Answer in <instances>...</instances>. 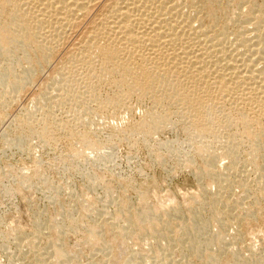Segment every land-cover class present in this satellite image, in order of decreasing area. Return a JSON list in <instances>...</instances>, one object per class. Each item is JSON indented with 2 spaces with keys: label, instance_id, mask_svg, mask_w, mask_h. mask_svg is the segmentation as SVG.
I'll return each instance as SVG.
<instances>
[{
  "label": "rangeland",
  "instance_id": "rangeland-1",
  "mask_svg": "<svg viewBox=\"0 0 264 264\" xmlns=\"http://www.w3.org/2000/svg\"><path fill=\"white\" fill-rule=\"evenodd\" d=\"M112 1L94 0L90 6L92 8L89 9L92 13L88 11L86 18L69 27L61 26L59 32L57 31L58 39L53 38L57 41L51 40L53 44L55 43L56 49L50 57L38 60L39 64L33 60L30 65L20 60L22 69L19 63L15 71L20 73L26 68L28 71L26 69L24 71L30 75L27 78L29 83L26 82L24 85V88L27 85L25 89L22 88L18 92L6 89V92L3 91L6 94L0 89V264H212L208 256L213 258V264H264V190L257 186V180H261V184L258 185L264 188V177L262 179L257 177L260 176V172L253 173L257 164L264 163V151L261 148L255 150L251 148L260 142L254 141L253 134L249 135L241 131L242 129L234 127L235 129L229 130L214 129L216 137L202 136L201 141L206 142L207 139V150H210L209 153L215 160L214 171L219 170L229 175L230 180H227L229 185L227 184L225 190L220 189V192L219 187L213 185L210 173L207 174L205 171L197 176L199 175L197 171L199 172L203 166V152L198 150L195 143L199 129L182 114L183 110L179 111L184 105L174 102L173 106L167 105L170 124L167 121L162 127L156 128L149 113L158 111L161 106L156 104L158 97L151 99L150 93L137 98L129 94L131 98L125 99L127 104L117 106L116 109L110 108L112 113L110 109L99 108L98 104L113 98L121 90L103 77L94 87L95 98L87 102L91 111L86 114L87 112L80 106L85 95V82H82L85 79L82 75L74 76L79 81L63 80L62 84L58 81L59 83L56 82L58 86L55 85L53 76L59 66L67 57L78 55L77 47L85 42L90 21H94L102 13L101 10L104 11ZM215 1L213 0L218 21L223 19L225 30L232 32L239 28L238 30L243 33V30H240L242 25L235 29L229 21L232 17L246 19L253 11L252 3H261L260 8L264 7L261 0H245L246 3L244 0ZM198 2H201V5ZM194 3L195 6L200 5H197L196 10L199 21L201 19L203 27L207 28L205 30L210 32L213 26L204 14V8H201L203 0H194ZM29 5L32 7L31 3ZM32 8L34 11V7ZM244 8L248 9V12L241 14L239 18L236 14ZM46 27L42 26L41 31L52 29ZM213 31L215 30L209 33L211 36ZM229 37L235 42L234 35ZM31 53L36 54L34 50ZM17 55L21 57L20 52H17ZM123 61L125 62V59H121L120 63H124ZM81 76L84 80H81ZM61 87L63 89L65 87L66 90ZM44 90L51 91L49 98L51 103L49 100L44 103L47 107L43 109L45 112L39 110L36 104H30L31 99ZM57 97H60V100ZM153 99L157 101L154 102ZM225 102H228L227 99ZM74 106L76 109L80 106L77 115ZM23 107L27 108V111L31 110L27 117L20 114L25 113ZM228 107L225 106L226 112L231 108L228 110ZM216 110L215 115L220 117L223 109ZM43 113L48 117V125H51L49 131L52 130L48 134V139L44 140L36 134L21 137L20 135L27 130L19 129L21 125L27 123L25 120L29 117L28 121L31 123L37 121L33 126L37 130ZM66 115L71 116L70 119ZM66 120L67 123H76L73 129L76 127L78 133L88 130L94 146L86 148L87 146H82L78 133L72 135L64 131L65 128L60 124ZM245 135H249L250 138ZM237 140H244V143L234 144L238 147L234 159L236 166H233L237 169L233 172L231 157L226 151L230 148L229 145ZM248 150H252L255 155ZM197 151H201L199 153L202 154L199 155ZM248 153L254 156L250 157ZM249 178L253 179L252 182ZM247 182L252 184L248 191L245 188L250 186ZM221 185H226V181H222ZM141 194L147 195L144 197L146 201ZM159 202L162 205L157 206ZM216 203L220 204L216 207ZM143 206L147 209L149 218L136 223L137 213L143 211L141 208ZM145 208L144 212L147 213ZM215 208H219L220 212H228L225 220H220V217H223L222 213L215 218L212 212ZM193 212L196 217L202 215L207 221L204 232L199 233L201 241L206 240V236L215 237L216 240L203 244L196 252L191 250L187 241L188 231L191 232L192 229L186 228L197 220ZM92 228L96 231L97 239L90 241L85 237L93 231ZM57 248L62 251V256L55 254L58 250L55 252L54 249ZM113 253L118 254L117 259L109 263Z\"/></svg>",
  "mask_w": 264,
  "mask_h": 264
},
{
  "label": "bare ground",
  "instance_id": "bare-ground-1",
  "mask_svg": "<svg viewBox=\"0 0 264 264\" xmlns=\"http://www.w3.org/2000/svg\"><path fill=\"white\" fill-rule=\"evenodd\" d=\"M261 1L264 6V0ZM93 2L94 0H0V61H2L0 62L2 63L0 64L1 91L3 92L6 89H10L12 90V92L15 91L18 92L19 90H22V88H24V85L27 82V78L30 77V75L29 76L27 75L26 71H28V69L26 68H25L26 71H24L25 69H23V71H21L20 73L16 72L17 70L15 71L16 66L20 63V60H23L25 63H29L28 65H30L32 64L33 60L35 63H37L38 60H43L46 59L47 57H50V55L56 49L54 48L55 43L53 44L52 41L54 42L57 41L55 39H58L56 37H58V32L61 26L64 25L69 27L73 23L76 24L78 21L80 20L82 21V19H84V17L86 18V16L88 15V11L90 8H92L90 6H92ZM201 2L198 3L200 4ZM214 2L216 1L214 0ZM214 2L213 0H203V5L201 6V8H204L205 10L204 14H206V16L209 18L207 19L210 20L209 23L213 26V29L215 30L213 31L214 33H212L213 35L211 36L209 33L213 29L210 28L211 29L210 32L208 30H205L206 27L205 28L203 27L202 20L200 19L199 21L198 18L199 14L196 11L198 9L197 5L199 4L195 6L194 0H182V1L181 0H113L110 4L108 3L109 5L104 9V11H102L103 9L101 10L102 13L99 14V16L96 18L97 21H95L96 19H94V21L93 20L90 21L89 23L90 29L88 31V34H86L87 35L86 40L84 43H82L80 47H77L79 48V52H77L78 55L77 54L76 56L71 55V57L69 56V58L68 57L66 58V60L59 66V68L55 72L56 74L55 76H53L55 81L54 80L53 81L55 85L56 82L59 81L61 83L63 80H67V81L69 80L71 82L72 79L73 80L76 79L74 78V76L76 77V75L78 74L82 75L85 79V81H82L83 83L85 82V90H84L85 95L83 97L84 102L80 106L84 108L83 111L85 110L87 112V113L85 112L86 114H89L88 112L91 111L89 110L90 108L88 107L87 102L89 100H92L91 98H95L94 93L96 92L94 87H96L97 82L103 77L106 80L107 79L110 80L115 86L118 87L117 89L121 90V92L119 94H115V96L113 98H109V100L105 99L107 101H105L104 103L98 104L99 108L116 109L115 107L117 106H122L124 104H127L125 99L131 98L132 94L135 95L137 98V96L141 97L142 95H147L146 93H150L152 95L150 96L151 99L152 97L154 99L158 97L159 99L158 101L154 99L153 100L154 102L157 101L156 104L159 107L161 106L158 111L157 110L154 112L150 111L151 113H149L154 122L153 126L156 128L162 127L168 121V113L170 112H168L169 109L167 108L168 107L167 105L170 104L172 105L173 104L172 102L177 104L179 103L180 105H184L183 107L179 105V107L182 108L179 109L178 107L179 111L183 110L182 111L183 113L182 112L180 113H182L183 115H185V117H187V119L192 121L194 125L197 127L196 129H199V134H198L199 136H196L195 143L198 146V150H201L203 152L202 154L199 153L201 151L199 152L197 151L199 155L202 154L203 166L201 165L202 169L199 172L197 171V173H199V175L197 176L202 175L206 171L207 174L210 173L211 181L213 182V185L216 184L219 187V190L220 189L225 190V187L228 184L227 180H230L229 175L225 172L222 171L220 172L219 170L214 171L215 166L213 165L215 160L213 156L209 153L210 150L209 151L207 150L208 148L207 139L206 142H202L201 138L202 136H204V138L210 136L216 137L217 134H215L216 131H214V129L216 130V129L227 128L229 130L234 127H237L242 129L241 131H245L247 134L249 133L253 134L255 142L260 141L252 145L253 147L250 145L253 150H255L256 148H261L264 151V95H263L264 54L261 52L262 48H264V7L260 8V6L262 5L261 3L260 4L252 3L253 11H251V14L248 15V17L244 16L246 17V19L240 18V15L241 14L243 15L245 12H248L247 11L249 9L248 6H247L248 8L247 10H245L246 8H244L240 10V12H238L239 14L236 12L237 13L236 15H239V18L242 20L238 19V17L235 18L236 17L235 15H233L235 17H232L231 19L229 18L230 20L228 19L233 24V26H235V29L236 27L242 25L241 27L243 29L242 28L240 29L243 30L242 33L241 31L238 30L239 28L236 29V31L234 32L225 30L224 27L225 21L222 22L223 19L222 21L221 20L218 21L217 18L218 15L216 16V11H215L216 8ZM244 2L243 4L246 3ZM30 3L32 4V7H34L35 12L33 11V8L29 5ZM31 9L32 11H30ZM201 10L203 11V9ZM201 10L200 12L202 13ZM90 15L88 16L89 18H91ZM196 22L198 23L196 24ZM42 26L43 27L47 26L48 28H52V29L51 30L43 29V31H41ZM64 29L66 30V27ZM65 33L64 35H66ZM230 35L235 36L234 37L235 42H232L233 40L230 39L229 37ZM54 37L55 39H53ZM32 50H34L36 54L35 53L32 54L31 53ZM17 52L21 53V57L20 56L18 57ZM121 59L122 60L125 59V62L123 61L124 63H120ZM39 62L37 64H39ZM21 66L22 64L20 63V68ZM117 75L119 76L116 77ZM83 77L81 78V80L83 79ZM76 81H79V79L78 80L76 79ZM27 83H29V79ZM67 85L69 86L70 84ZM58 90H60V88ZM158 92L160 93V96H158ZM53 93L55 92L53 91ZM64 93L67 94L66 91ZM129 94H131L130 97L128 96ZM65 96L62 97V99L65 98ZM49 98H51V91L48 92V90L47 91L44 90L39 92L37 95H35L31 99L30 104L32 103L33 105L36 104L37 108L42 111L44 108L47 109L44 103L47 100H49ZM71 98H73V96ZM225 99H227L228 102H225ZM75 104L76 103H74V105ZM77 105H79V103ZM226 105L231 107L230 110L228 107L229 110L228 112H226L225 110ZM29 106L31 107L32 105ZM80 106H78V108ZM23 108L25 113L22 114L21 112L20 114L23 117L25 115L27 117V115H29L30 113L29 111L31 110L29 109L27 111V108L25 107ZM217 108L223 109L220 117L215 115ZM77 109L75 107L76 115L78 113ZM94 115H96V113ZM41 116L42 118L40 119V122L38 121L39 126L37 130L34 129L33 127L37 121L36 122L32 121L35 122L33 124L30 121H28L30 120L28 117V120H25L27 121V123L21 125L19 128V129H27V130L23 132V134L20 136L22 137V136H26V134L27 135L36 134L37 136H39L44 140L48 139L47 138L48 134L50 133V131H52V130L49 131L51 125L50 126L48 125L47 122L48 117L45 116V113H43ZM83 116L85 117L86 115ZM69 117L68 119H70ZM15 119L16 118H13V120ZM35 120H36V116H35ZM67 120L65 122L63 121V123L60 124V126L62 125L63 128H65L64 131L66 130V132H69L72 135L78 133L75 129L76 127L73 129V126L76 123H71V122L67 123ZM218 132L219 131H217V133ZM78 134H79L78 136H80V139L83 143L82 146L83 145L87 146L86 148L88 147L92 148L94 146L92 142L93 138L91 139V135L88 130L82 131ZM237 134L239 133H236V135ZM209 139L210 138H208V140ZM227 139L226 141L229 140ZM209 141L212 142V140ZM243 141L237 140L234 143L233 142L231 143L230 141L231 144L230 145L228 144L230 148H228L226 154L229 155V157H231V165H232L231 169H234L233 172H236L237 169L234 168L233 166L235 165L234 159L236 154V147H238V146H234V144L236 143L239 144L242 143ZM223 143L224 142H222V145ZM250 151L252 150H248V152ZM72 153L74 154V152ZM251 154H249L250 157L255 155L254 152H253L254 155L251 156ZM262 157L263 155H261V158ZM247 158L249 159V157ZM255 168L256 171L253 173L260 172V176L257 177L262 179V177H264V173L262 172L264 171V163L257 164ZM222 181H226V185H221ZM257 181H258L257 186H259L264 190L262 185H258L259 183L261 184L260 182L261 180H257ZM249 185L250 186L245 187L246 191H248L249 188L252 187V184ZM146 194L148 193L146 192ZM146 194L145 196L143 195L142 198L146 197L147 196ZM220 195L223 196L221 193ZM246 197H248V194ZM142 198L140 196L141 201ZM144 199L146 201V198ZM214 200L215 199H213V201ZM217 204L218 203H216V207ZM158 205H162V203L159 202L157 206ZM227 206L228 204L224 207L227 208ZM141 208L143 211L137 213V220H136L137 222L134 219L136 223H139L141 222V220L144 221L147 218H149L147 209L144 206ZM143 208L146 209L147 213L144 212ZM220 211L221 210H219V208H215V210L212 212L215 218H217L218 215L221 216L220 213H222L223 217H220V220H222L224 219V217H226V213L228 212L227 211L220 212ZM194 215L192 216L194 217ZM196 218L197 220L195 221V223L191 222L192 224H190L189 222L190 225H187V227L185 226L186 228L192 229L191 231L192 233L188 231V235L187 234L186 235L191 250L195 252L196 250H199L201 248L200 246H202L203 244H207L208 242L215 240V237L208 238L206 236V240L201 241L199 237V233H201L207 227V221L202 217V215L201 216L198 215ZM128 221L130 222L129 218ZM149 224H147V226L151 227L149 226ZM60 228L61 227H59V229ZM85 239L90 241L92 239H97L96 231L94 229L93 231H90L89 234L85 237ZM208 246H210V244ZM54 250L55 252L58 250L55 254L57 255L59 254V256L63 255L61 253L62 251L59 250L58 248ZM115 253L111 255V262L108 261L109 263L115 262L114 259L115 260L117 259L118 254ZM208 259L210 263L212 262L213 264L212 261L213 258L208 256ZM208 259L206 258V261ZM169 263H171V261Z\"/></svg>",
  "mask_w": 264,
  "mask_h": 264
}]
</instances>
